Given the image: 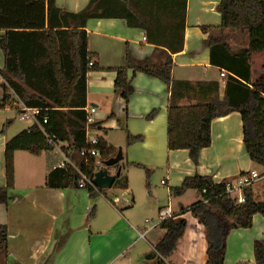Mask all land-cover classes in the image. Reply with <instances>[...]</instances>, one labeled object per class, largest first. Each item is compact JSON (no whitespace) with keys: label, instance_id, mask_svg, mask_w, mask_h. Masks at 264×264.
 I'll return each mask as SVG.
<instances>
[{"label":"trees","instance_id":"1","mask_svg":"<svg viewBox=\"0 0 264 264\" xmlns=\"http://www.w3.org/2000/svg\"><path fill=\"white\" fill-rule=\"evenodd\" d=\"M186 2L90 0L83 9L72 12L57 7L55 0H0V31L4 32L0 36L4 57L0 69V110L18 111L16 105L21 103L42 109L41 114L47 117L46 124L31 126L6 142L5 186L0 187V205L8 204L14 188V153L24 151L38 156L53 152L48 138L67 146L64 149L70 152L80 171L89 176L93 173V159L85 163L80 155L85 148L87 75L100 70L87 47L85 25L91 19L124 20L127 27L143 31L147 43L159 53L156 61L152 58L137 61L126 51L125 65L115 69L113 92L123 100L124 112L134 93L128 71H132V76L141 73L156 78L170 92L166 125L169 151L186 150L192 164L197 166L200 151L211 145V121L237 112L242 121L243 152L254 165L264 169V65L254 77L252 63L255 54L264 57V0H220L216 6L220 24L201 27L207 34L203 45L209 50L210 65L226 73L221 99L218 81L190 83L172 78L169 54L183 48ZM234 33L244 38V42L236 40L238 49H233L230 43ZM181 101L187 103L181 105ZM157 112L152 110L145 119L153 120ZM142 141V136L127 135L129 146ZM97 149L102 162L116 154L112 146L104 143ZM263 176L264 172L260 177ZM78 180L76 168L66 165L47 173L45 188H77ZM251 187L242 189L245 198L242 204H237L236 196L226 192L224 182L215 184L207 176L194 174L171 188L173 196L194 190L201 200L159 222L164 235L154 246L155 264H164L174 252L186 228L183 217L186 213L205 227L206 264H223L229 231L249 229L255 215L264 216V190L263 200H259ZM118 188H127L125 177ZM93 190L88 188L90 195ZM62 243L57 242L55 250ZM253 256L254 264H264V241L254 242ZM7 258V232L0 227V264H7Z\"/></svg>","mask_w":264,"mask_h":264},{"label":"crops","instance_id":"2","mask_svg":"<svg viewBox=\"0 0 264 264\" xmlns=\"http://www.w3.org/2000/svg\"><path fill=\"white\" fill-rule=\"evenodd\" d=\"M89 1L67 0L58 3L55 0V4L61 9L78 12ZM219 1L187 0L183 48L182 51L169 55L173 64V79L190 83L218 81L221 99L224 94V77L220 76L221 71L217 67L210 65L209 50L203 45L207 34L201 30V27L220 24V15L216 11ZM174 4L177 6L176 1ZM195 4L198 11L192 14ZM85 31L88 51L94 55L93 62L100 67L99 71L87 75L86 107H95L97 114L98 105L103 104L109 97L121 99L113 92V81L115 69L125 65L126 51L137 61L147 58L156 61L159 53L154 45L147 43L143 31L127 27L124 20L91 19L87 21ZM3 34L4 32L0 31V36ZM242 38L237 33L232 35L230 43L233 49L239 48L236 44L237 39L244 42ZM253 62H256L253 64L255 77L260 67L264 65L263 55L255 54ZM3 65L4 57L0 50V69ZM128 76L131 78L134 93L129 98L130 109L127 117L129 115L131 118L143 120L138 124L139 130L132 131V134H141L143 141L133 144L134 147L128 149L126 154L122 153L121 176L127 179V188L120 189L118 186L108 190L94 188L91 195L88 188H84L89 197L93 196L91 198H94L97 191L103 192V195L90 210L87 218L82 214L83 222L78 223L75 221L76 204L82 199V193L77 192L79 188L65 190L45 188L47 173L58 163L48 156L53 152L34 156L24 151H16L11 199L8 204L0 205V227L7 232L8 258L12 264H46L48 261L50 264H155L154 246L162 239L164 230L160 229L158 224L156 227L149 226L150 220L143 223L134 221L135 226L130 223L129 220L134 218L128 209L132 207L128 206L131 199L127 197L130 177L125 175V170L128 168H137L141 165L143 168H162L165 171L166 177L161 180V185L168 186V202L166 207L159 208L158 217L164 209L169 208L172 214L179 213L181 208H187L201 200V195L194 190H187L179 196L171 194L170 189L178 187L185 177L198 174L210 177L213 183L217 184L232 180L248 170L263 174L264 169L254 165L243 152L242 121L237 112L211 121V145L200 151L197 166L192 164L186 150L169 151L166 138L169 88L160 80L141 73L132 76V71L129 70ZM91 91H97L99 101L92 99L88 102ZM136 94L142 95L139 107H133ZM186 103L180 102L181 105ZM152 110L158 112L153 120L147 121L145 117ZM17 114L14 108L0 110V187L5 186L3 151L6 142L31 127L30 123L20 121ZM102 119L100 117L98 121L95 119V124L99 125L90 128V135L93 133L92 136L98 137L100 143L112 146L117 154L118 150L113 145L96 134L97 131L103 130L105 133V130L112 129L111 126L103 125ZM61 145L67 148L65 144ZM138 146L148 158L145 164L135 162L130 157L131 150ZM114 171L115 169H111L110 173ZM251 190L259 196V200H263L264 176L252 185ZM189 191L196 192L199 199L191 204L181 205L177 212L172 210L170 200L180 199ZM231 195L237 197L238 194ZM155 201L158 205L161 204V200ZM187 214L189 213L183 217ZM190 222L189 226L188 221L186 222L185 231L172 255L164 260L166 264H206L205 227L194 217ZM156 229L159 230L158 233L155 232ZM257 240L264 241V216L260 215L253 217L251 228L229 231L223 264H254L253 244ZM61 241L62 247L55 250L56 243ZM145 244L150 248L148 255L153 256L149 260L144 259L147 256L146 251H149L144 250Z\"/></svg>","mask_w":264,"mask_h":264},{"label":"rangeland","instance_id":"3","mask_svg":"<svg viewBox=\"0 0 264 264\" xmlns=\"http://www.w3.org/2000/svg\"><path fill=\"white\" fill-rule=\"evenodd\" d=\"M67 0H57L58 3L65 2ZM198 11L197 5L195 4L192 8V14H196ZM256 62H254L255 64ZM133 102V107H139L142 100L141 94H136ZM97 91H91L88 95V102H91L92 99L99 101ZM129 104L127 105V111L124 112V102L122 99H115L113 96L109 97L103 104L100 103L97 108V114L94 115V120L98 121V118L102 119V124L111 126V130H105L107 134L102 131H97V135L101 137L102 140H105L108 144L113 145L116 150H121V152L126 154L128 149L134 147L127 145V135L131 136H141V134H132V131H137L138 124L141 123L143 120L139 118H131L127 117V112L129 114ZM97 123V122H96ZM93 133H91V136ZM131 150L130 157L134 159L135 162H139L140 164H145L144 162L148 161V158L144 156L143 151L139 148ZM48 156L56 162L61 160V157L55 153L48 154ZM51 161V160H50ZM142 161V162H141ZM133 163V164H139ZM130 177V186L128 183L129 197L130 204L128 206H132L129 209V213L133 216V220L130 219V223L135 226V222L137 221L143 223L145 220H150L149 226L156 227L157 224L161 221L158 217L159 208H164L167 206L168 202V186L161 185V180H164L166 175L165 171L160 168L156 169L153 167H145L143 168L141 165L137 168H128L125 170V175ZM108 190V189H107ZM77 192L82 193L81 201L76 204V222L80 223L83 220L82 214L85 215L87 218L88 213L98 199H100L103 195V192H95L94 198L88 196L86 189H77ZM106 192V191H105ZM132 197L134 201L132 202ZM198 194L194 191L187 192L184 196L180 199L170 200V207L174 211H179L181 205H188L193 203L197 199ZM156 199L161 200V204L158 205L156 203ZM186 222L188 221V226L190 225V220L193 218L192 215L189 213L185 217ZM135 221V222H134ZM83 222V221H82ZM158 229L155 232L158 233ZM178 242V241H177ZM146 245V244H145ZM144 250L146 251L147 255L150 254V248L148 245L145 246ZM176 262V258H174ZM165 263V262H164ZM7 264H12L7 258ZM138 264V263H135Z\"/></svg>","mask_w":264,"mask_h":264},{"label":"built area","instance_id":"4","mask_svg":"<svg viewBox=\"0 0 264 264\" xmlns=\"http://www.w3.org/2000/svg\"><path fill=\"white\" fill-rule=\"evenodd\" d=\"M92 65V62L89 63V66ZM226 73L221 71L220 76L225 77ZM15 105V104H13ZM18 107L17 116L20 121L28 122L31 124V126L34 125H44L46 124L47 117L42 115V109L40 108H28L24 106L23 104L19 103L16 105ZM85 119H84V127H85V148L80 152V155L84 158V162L87 163L88 159H93L94 165H93V173L91 176L88 174L80 171L76 166L73 160L70 157V152L66 151L67 149H64L61 145V143H56L52 139L48 138L47 143L51 145L54 149L53 153L59 155L61 157V160L53 167L54 168H62L66 165H71L76 168L78 174H79V180L77 183V188L84 189V188H94L92 184L93 175L96 173L99 169L102 168V161L99 155V151L97 149V146L100 144L99 138L96 136L90 135V128L92 125L95 124L94 115L96 113L95 107H85ZM260 179V175L254 171V170H248L241 174H239L237 177H235L232 180H226L224 181L225 190L227 193H237L236 202L237 204L244 203V196L242 194V189L250 187L253 185L256 181ZM163 184V182H162ZM172 212L169 208L162 210L159 213V219L162 221L164 219H167L171 217ZM166 264V263H164Z\"/></svg>","mask_w":264,"mask_h":264},{"label":"water","instance_id":"5","mask_svg":"<svg viewBox=\"0 0 264 264\" xmlns=\"http://www.w3.org/2000/svg\"><path fill=\"white\" fill-rule=\"evenodd\" d=\"M122 159V152L119 149L115 157L102 163V168L93 175L92 184L94 188L98 190H107L121 184L123 180V177L121 176V170L123 168V165L121 164ZM111 169H115L114 173H110ZM151 258H153L152 255L144 257L145 260Z\"/></svg>","mask_w":264,"mask_h":264}]
</instances>
